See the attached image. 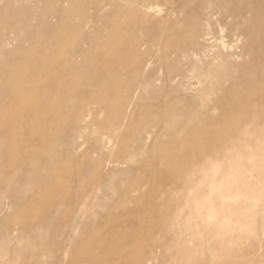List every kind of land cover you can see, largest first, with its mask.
<instances>
[{
    "label": "rangeland",
    "instance_id": "rangeland-1",
    "mask_svg": "<svg viewBox=\"0 0 264 264\" xmlns=\"http://www.w3.org/2000/svg\"><path fill=\"white\" fill-rule=\"evenodd\" d=\"M106 2L0 0V66L8 74L10 65L21 60L32 65L27 53L33 31L42 36L35 44L39 53L57 47L56 40L64 49L80 47L57 60L58 68L80 72L77 80L60 72L36 84L40 95L34 103L57 99L51 104L56 110L39 122L9 124L20 136V157L32 149L35 165L26 166L22 159L15 170L4 172L7 140L0 138V176L3 171L7 178L27 180L24 185L0 183V264H104L105 258L112 264H264V176L243 170L248 190L238 195L235 188L232 199L224 201L217 190L181 182L158 153L159 146L177 145L166 130L180 114L224 119L214 104L219 95L208 85L232 81L224 78L226 67L238 64L237 77L256 68L252 59L264 49V24H242L248 15L253 18L245 9L250 0ZM71 25L78 26L77 35L58 34ZM257 31L263 32L260 42L251 39ZM111 44L119 48V84L107 75H112L113 60L105 57ZM84 49L91 56L81 57ZM93 54L104 57L96 60ZM145 75L150 80L144 94ZM66 77L71 79L65 82ZM65 97L71 98L69 104H61ZM23 102L21 107L29 109L30 103ZM34 128L37 136L29 139ZM240 148L243 160L264 159V141ZM208 150L196 154L210 164H201L202 184L223 176L222 166L230 164L226 150ZM187 168L182 164L179 171ZM211 168L218 170L209 174ZM202 206L215 216L201 215Z\"/></svg>",
    "mask_w": 264,
    "mask_h": 264
},
{
    "label": "bare ground",
    "instance_id": "bare-ground-1",
    "mask_svg": "<svg viewBox=\"0 0 264 264\" xmlns=\"http://www.w3.org/2000/svg\"><path fill=\"white\" fill-rule=\"evenodd\" d=\"M111 3L112 0H107L106 5H110ZM203 3L205 2L203 1ZM147 6L150 7V5ZM245 9L253 14V18L250 19L248 15V18H244L243 20L241 19L243 21L242 24L251 23L252 21L259 25L264 24V0H250L249 4H246ZM52 12L55 13V11ZM69 13H72V9L69 10ZM69 13L68 15L70 16L71 14ZM58 14H60L59 17H61L65 13L58 12ZM77 31L78 26H64L59 29L58 34L61 36L63 32H75V35H77ZM31 33L33 37V43L27 55H29V57L32 59V65L27 66L24 60H21L15 64H11L10 70L13 71L10 74H8L3 69V66H0V138L1 141L7 140L6 143L2 145V150L6 160L2 169L6 173L15 170L21 163L19 161L22 159L25 160L26 166L35 165L33 156L36 155L32 149L30 152L29 150L25 149L21 152V154L25 157H20L17 148L19 149L18 146L21 143V139L18 134H15L12 130H10L11 126H9V124L14 127L15 125H20L22 123L25 124V121L39 122L45 118L46 114H51L50 112L56 110V108H54L52 105H56V102L58 101L57 99L47 103H45V101L44 104L39 106L34 103V99L40 95V93L36 92L35 90V88L38 89V85L36 84L47 81L51 75L58 74L60 72L61 74L65 75H73L75 76L76 80L78 79L77 74L80 77V72H77V70H75L73 67H57V60L60 56L61 59L66 57L69 58L76 52L80 51V47H72L70 50L64 49L61 48V44H59L60 41H63L56 40L55 45L57 47H55L53 50L39 53L36 50L35 44L36 42L39 43V41L42 39V36L36 31ZM262 38L263 32L257 31L255 34H253L251 39L253 41L260 42ZM14 50L15 49H11V52H14ZM118 52V46L111 44L110 52H107L105 55V57L111 58L113 60L109 66V69L112 71V75H107L110 80L114 79L116 84L121 82L120 76L123 73L122 70H119L116 62ZM23 55L26 54L24 53ZM88 56H91L90 49H84L81 51V57L86 58ZM93 57L98 60L99 58L104 57V54H93ZM38 61L45 63L43 69L36 65L35 62ZM252 61L254 62L252 66L256 67L254 70L250 68L245 69L244 73L242 72L240 76L237 77L236 70L239 69V67L238 64L235 63L230 67H226L224 75V78H227V80L230 79L232 81H229V83H225L224 85L221 83H215V85L212 83L208 85L210 89H214L215 87L214 93L219 95L214 101V104L216 107L220 108L223 112V115H225L223 120L211 121L202 118L197 114H180L179 118L173 121V127L170 126V129L166 130L168 133V138L173 142L176 141L177 145L158 147V153L164 157L167 162L166 167L170 169V172L174 176H182L181 182L198 184L200 187L206 186L211 191L217 190V198H220L224 201L232 199L235 188L239 190L238 195H244L245 190H248L246 187L250 184L245 181L243 170L252 172L256 178H261L264 176V159L256 158L253 160H243L239 157L240 152H242L240 147L244 144L250 143L252 145H256L264 141V131L260 129V127H264V49L255 51ZM196 65L194 68H197ZM208 69L210 71H214L215 67L210 65ZM22 72L33 74L39 78V81H36L35 79H29L25 75L21 77L20 75ZM142 78L143 80L141 86L144 87L143 93L145 94L149 87L148 83L150 76L145 75ZM70 79L71 77H66L64 81L67 82ZM133 81L134 79L132 82ZM153 91L158 95V90ZM245 93H251L253 96L249 97ZM47 94H51V92H47ZM113 95L114 94L110 95L109 97H112ZM115 95H117V93ZM48 98L50 97H46L45 99ZM70 99L67 97L62 98L61 104H69ZM23 101L30 103L31 106L29 109H24V106L21 107V102L24 103ZM124 104L125 98L119 102L120 111L124 110L122 108L124 107ZM109 105H107L108 110ZM211 105V102H208V106L210 107ZM248 111L253 112V116H249L247 114ZM41 112H44L43 116L41 115ZM117 113L114 114L115 122H118L120 115V113ZM217 125H222L223 130H218ZM242 125L246 126L247 128L244 131L236 133L234 128H238ZM35 131L36 129L34 128L30 132L29 139L37 136ZM258 132L259 134H257ZM206 135L210 137L206 139ZM213 138H216L219 143H215ZM22 139H25V137H22ZM214 147H221L223 150H226L230 164L227 166H222L223 176L220 175L218 178L213 177L209 183L206 178V183L202 184L201 179L203 178V173L200 170L201 164H206L207 166H210V164L198 161L196 154L203 148H205L207 151H211L208 149ZM48 163L51 165V160H49ZM182 164H188V168L184 172L179 171ZM228 169L230 170V173L224 176V173ZM216 170L218 169L211 168L208 173L211 174ZM3 171L0 176V183L2 185H8L11 183L18 185L26 184V178L16 177L10 179L4 175ZM247 178L249 179L248 176ZM262 179L264 181V177ZM252 180L255 184L254 179ZM37 184H39L38 181L35 185ZM41 184H39V186ZM226 212L229 213V209H226ZM199 213L201 215L208 214L210 216H215V213L212 210L205 211L203 206L201 207ZM103 263L112 264L111 262L109 263L106 258L103 260Z\"/></svg>",
    "mask_w": 264,
    "mask_h": 264
}]
</instances>
